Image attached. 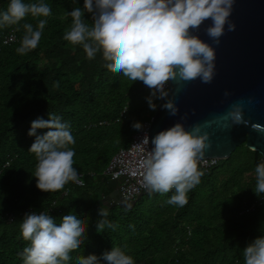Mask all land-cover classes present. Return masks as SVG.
Instances as JSON below:
<instances>
[{"label": "trees", "instance_id": "obj_1", "mask_svg": "<svg viewBox=\"0 0 264 264\" xmlns=\"http://www.w3.org/2000/svg\"><path fill=\"white\" fill-rule=\"evenodd\" d=\"M48 2L52 15L39 45L28 53L17 51L23 35L20 25L0 27V264H23L21 252L29 241L22 237L20 225L29 209H51L57 222L69 211L87 217L88 238L73 250L68 264H78L80 255H100L113 245L132 255L136 264H245L243 249L264 234V193L253 191L261 156L244 144L228 159L200 168V182L183 207L167 203L174 189L153 193L146 205L144 194L131 209L102 204L111 192L104 174L110 159L129 145L137 132L132 124L150 120L155 112L146 99L151 90L142 81L108 69L102 52L89 59L81 46L64 39L72 21L67 11L82 8L83 0L77 5L74 0ZM8 3L0 0V10ZM25 21L37 24L31 15L20 24ZM12 31L16 40L3 45ZM48 113L72 127L74 167L84 174L81 187L74 181L49 193L36 187L37 159L28 151L35 137L28 130L34 119H47ZM46 131L39 129L37 135ZM99 208L107 209V220L115 227L97 226Z\"/></svg>", "mask_w": 264, "mask_h": 264}, {"label": "clouds", "instance_id": "obj_2", "mask_svg": "<svg viewBox=\"0 0 264 264\" xmlns=\"http://www.w3.org/2000/svg\"><path fill=\"white\" fill-rule=\"evenodd\" d=\"M77 2L74 0L76 5ZM233 3L234 0H83L82 8L75 6L67 11L72 21L64 39L81 46L89 59L102 52L108 69L142 81L151 90L146 97L148 105L156 110L154 100L167 95L164 85L170 78L179 75L185 80L211 82L215 50L192 30L210 20L206 32L218 44L226 25L228 30L235 28L229 22ZM86 13L90 19L85 18ZM29 15L37 18V24L25 21L21 25ZM51 15L48 0H9L7 9L0 10V27L20 25L23 35L17 51L26 54L39 45ZM161 107L172 115L178 112L170 99ZM235 115L239 121L240 113ZM132 127L141 130L143 123L135 121ZM39 129L47 131L37 135ZM28 135L35 137L28 151L37 159L33 177L39 190L49 193L69 182L84 183L79 169L74 167L76 149L72 145L76 137L68 121L48 113L47 119L37 117L31 122ZM151 144L142 161L144 187L150 193L174 189L167 203L185 206L188 193L203 175L199 158L204 155L205 138L177 122L153 136ZM255 173L253 191L258 195L264 193V159L256 164ZM107 215V209L99 208L98 227H115ZM86 218L78 211H69L57 222L49 210L26 212L20 225L22 237L29 241L21 252L23 264H68L73 250L88 238ZM243 256L245 264H264V234L247 244ZM77 260L78 264H136L132 255L115 245L100 255H80Z\"/></svg>", "mask_w": 264, "mask_h": 264}, {"label": "water", "instance_id": "obj_3", "mask_svg": "<svg viewBox=\"0 0 264 264\" xmlns=\"http://www.w3.org/2000/svg\"><path fill=\"white\" fill-rule=\"evenodd\" d=\"M206 20L193 34L209 43L215 50V70L211 82L200 78L182 79L179 75L168 80L167 95L158 99L150 119L148 144L159 131L180 122L192 132L205 138L206 148L201 159H228L244 144L264 159V0H234L224 34L215 40L206 32ZM172 100L178 112L170 114L161 107ZM240 113L237 121L236 113ZM109 195L102 198L104 206L131 209L144 194L124 201L118 191V182L106 180Z\"/></svg>", "mask_w": 264, "mask_h": 264}, {"label": "built area", "instance_id": "obj_4", "mask_svg": "<svg viewBox=\"0 0 264 264\" xmlns=\"http://www.w3.org/2000/svg\"><path fill=\"white\" fill-rule=\"evenodd\" d=\"M16 40L14 32H10L2 40L3 45H7ZM144 88H148L145 84ZM168 89V81L164 85V91ZM150 90V89H149ZM150 127V120L143 122V128L137 130L130 139L129 145L125 148H120L110 159L108 166L104 172L108 178L118 182V191L124 201H132L143 191L147 190L142 182L143 166L142 161L147 152L151 149L148 144V133ZM217 159H201L199 160V167L207 169L216 165ZM84 180V174L80 173ZM76 186H83L74 182ZM32 209L26 210V212ZM51 213V209H49ZM41 212V211H38ZM11 221V218H9Z\"/></svg>", "mask_w": 264, "mask_h": 264}, {"label": "rangeland", "instance_id": "obj_5", "mask_svg": "<svg viewBox=\"0 0 264 264\" xmlns=\"http://www.w3.org/2000/svg\"><path fill=\"white\" fill-rule=\"evenodd\" d=\"M158 194L164 195L165 193H158ZM145 196H146V198H145L144 203H143L144 205H146L148 202H150L155 195L153 193L148 192L147 194H145Z\"/></svg>", "mask_w": 264, "mask_h": 264}]
</instances>
